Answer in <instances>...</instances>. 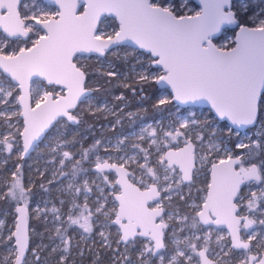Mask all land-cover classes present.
<instances>
[{"label":"snow or ice","instance_id":"1","mask_svg":"<svg viewBox=\"0 0 264 264\" xmlns=\"http://www.w3.org/2000/svg\"><path fill=\"white\" fill-rule=\"evenodd\" d=\"M41 145L38 187L58 195L32 208ZM0 201L14 205L0 264H103L97 244L109 264H264V8L0 0ZM32 217L48 244L32 246Z\"/></svg>","mask_w":264,"mask_h":264},{"label":"trees","instance_id":"2","mask_svg":"<svg viewBox=\"0 0 264 264\" xmlns=\"http://www.w3.org/2000/svg\"><path fill=\"white\" fill-rule=\"evenodd\" d=\"M251 4H252L253 7H256L257 10H259V8H264V0H260V2H259L258 4H254V3L252 2V0H251ZM110 59L112 60V59H114V58L110 56ZM88 63L92 64L94 68H99V67H100V66H98L97 62H94V61H92V60H91V61H88ZM118 63H120V62H118ZM101 83H103V81H101ZM93 86H95V85H93ZM119 91H123V89H118V90H116V94H118ZM101 95H103V93H101ZM126 95L129 96V100H132L131 94L126 93ZM145 95H148V96L151 97V98L145 103L144 107L147 108V112L145 113V112L141 111V118H143V119H151L153 116H157V118H158V114L155 113V112L153 111V109H152V104L155 103L156 98L160 95V93L158 92V86L153 85L151 88L146 89ZM108 100H109V103H111V102H112V97L109 96V97H108ZM136 108H137V105L133 104V107H131L129 110H130V111H136ZM86 120H87V123H88V124H95V125H96V124L98 123V122L96 121L95 118L90 117V116H89V117H86ZM99 122H101V123H106L105 121H103V119H101ZM129 127H130V123H129L128 121H125L124 128H129ZM85 128H86V126H85ZM109 134H111V132H110ZM96 136H97V138H98V135H96ZM84 137H85V136H84ZM91 142H92V140H91L90 137H85V139H84V144H85V146H87V145L90 144ZM41 151H44V146H43V145H41ZM31 157H32V154H31ZM17 162H18V161H16V160H15V157H14L12 160L9 161V164H10V165H13L14 163H17ZM30 162H32V161H31V158H26L25 168H24V173H25V178H27L28 176H32V177L37 181V186L33 187V191L36 193V196H35L34 199H33V201H34V200H36V198L39 197V196L42 194V192H43V190H41V189L38 187V184H39V183H44V184H45V180H41L40 177H38L36 174H34V173L32 172V165H33V163H30ZM29 165H30L31 167H29ZM85 167H87V165H85ZM25 182H27V179H26ZM45 185H46V184H45ZM13 207H14V205H10V204H8V203H4L3 201H0V215H3V211H4V210L11 211ZM35 220H36V219H35ZM7 221H8V222H12V221H13V218H11V217L8 215V216H7ZM37 222H38V220H37ZM36 227H37V228H40L41 225H40V224H38V225L36 224ZM33 240L35 241V238H33ZM42 240H44V241L46 242L48 239L45 238V237H43ZM32 246L34 247V243H33ZM2 251H3V250L0 249V254L2 253ZM43 255L49 257L50 254H47V251H45V252L43 253ZM29 257H30V254H29ZM87 259H88V258H87ZM50 264H55V262H50ZM74 264H76L75 261H74ZM103 264H108V262H107V260H106L105 258H103Z\"/></svg>","mask_w":264,"mask_h":264},{"label":"rangeland","instance_id":"3","mask_svg":"<svg viewBox=\"0 0 264 264\" xmlns=\"http://www.w3.org/2000/svg\"><path fill=\"white\" fill-rule=\"evenodd\" d=\"M252 2L254 3V4H258L259 2H260V0H252ZM129 51V53H131V49H129L128 50ZM120 55H124V53H123V51L120 53ZM109 59H110V57H109ZM111 60V59H110ZM92 61H94V62H97L95 59H93ZM120 63H123L122 61L120 62ZM129 64H132V63H135V61H133V60H129V62H128ZM97 64H98V66H100V64L97 62ZM124 70H127V65L125 66V68H124ZM201 111H203V109H201ZM226 122H220V127H222L223 128V125L225 124ZM224 132L225 133H227V129L225 128L224 129ZM39 152H42L41 151V146H40V148L36 151V152H32L31 154H32V157H31V161L32 162H30V163H33V165H32V172L34 173V174H36V171H35V169L37 168V167H40L41 168V170H43V167H44V160L45 159H48V157H43V158H38V153ZM14 158V157H13ZM12 158V159H13ZM9 166V168H11L12 167V165H8ZM5 174H7V173H5ZM37 175V174H36ZM38 176V175H37ZM39 177V176H38ZM48 178H51L50 176L48 177ZM45 184H46V186H47V182H46V180H45ZM58 195V193L55 191V189H53V191H52V194L51 195H49L48 193H45V192H42V194L39 196V197H37L36 198V200L34 201V202H32V205H31V207L32 208H35V206H36V203H40V207H44V204L42 203V201L43 200H52L53 198H55L56 196ZM48 207L50 208L51 207V204H49L48 205ZM33 219H36L35 217H32ZM0 220H3L4 221V226H2V227H0V232H3L5 235L7 234V229H8V227H10V226H12V224H13V221L11 222V223H7L5 220H4V217H3V215H0ZM34 222L32 223V227L33 228H35V230H36V232L37 233H43L44 235H43V237H45V238H47L48 239V235H49V233L46 231V228H45V226H44V223H43V221L42 220H38V222H37V219L36 220H33ZM49 221H51V216H49ZM36 224L38 225V224H40L41 225V227L40 228H37L36 227ZM52 227V225H51V223H49V225H48V228H51ZM113 231H114V229H113ZM33 238H35V241H34V246H35V244H39V243H44V244H48L49 243V240H47L46 242L44 241V240H41V237L40 236H34ZM77 239L79 238V237H76ZM96 239H97V237H96ZM98 240V239H97ZM89 243H91V241H89ZM115 246V245H114ZM97 250L99 251V245L97 244ZM100 255H102V257L103 258H105L106 260H107V262H108V264H109V261H108V258H107V256H105V254H104V251L101 249L100 251ZM2 254H3V251H2V253L0 254V256H2ZM47 254H49V252L47 251ZM76 257H79V258H81V256L76 252V251H73L72 252V260L73 261H75L76 262V264H92V259H93V257H92V255L89 253V252H85V254H84V256L83 257H86V258H88V260H87V262L85 263V262H83L82 260L81 261H77V260H74ZM49 261L50 262H55V260L53 259V257L51 256V255H49ZM29 260L31 261L32 260V257H31V255H30V257H29Z\"/></svg>","mask_w":264,"mask_h":264},{"label":"flooded vegetation","instance_id":"4","mask_svg":"<svg viewBox=\"0 0 264 264\" xmlns=\"http://www.w3.org/2000/svg\"><path fill=\"white\" fill-rule=\"evenodd\" d=\"M146 121H149V120H151V119H145ZM100 124H101V122H98L97 124H96V133H95V135H98V138H99V134H100ZM131 129V125H130V127L129 128H125V130H130ZM110 132H106V134L107 135H112V133L111 134H109ZM84 136L85 137H89V134H88V132L85 130L84 131ZM35 201V200H34ZM33 201V202H34ZM10 216L11 218H13V220H14V207L12 208V210L11 211H8V210H4L3 211V217H4V220L7 222V223H11V222H8L7 221V216ZM33 220H35V219H31L30 220V225H32V223L34 222ZM97 239H98V237H97ZM101 249H99V251H100ZM102 256V255H101ZM74 260H77V261H83V262H87V258L86 257H81V258H79V257H76Z\"/></svg>","mask_w":264,"mask_h":264},{"label":"built area","instance_id":"5","mask_svg":"<svg viewBox=\"0 0 264 264\" xmlns=\"http://www.w3.org/2000/svg\"><path fill=\"white\" fill-rule=\"evenodd\" d=\"M223 121H221V123H222Z\"/></svg>","mask_w":264,"mask_h":264},{"label":"water","instance_id":"6","mask_svg":"<svg viewBox=\"0 0 264 264\" xmlns=\"http://www.w3.org/2000/svg\"><path fill=\"white\" fill-rule=\"evenodd\" d=\"M206 107V106H205ZM223 122H225V121H223Z\"/></svg>","mask_w":264,"mask_h":264}]
</instances>
